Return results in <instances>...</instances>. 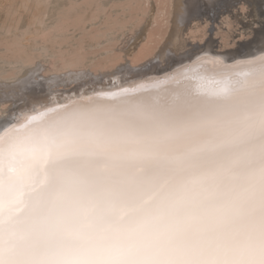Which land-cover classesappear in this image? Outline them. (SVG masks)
<instances>
[{"label":"bare ground","instance_id":"1","mask_svg":"<svg viewBox=\"0 0 264 264\" xmlns=\"http://www.w3.org/2000/svg\"><path fill=\"white\" fill-rule=\"evenodd\" d=\"M146 1L156 2L157 12L144 5L155 27L141 45L135 42L145 21L130 13L132 29L125 32L123 18L109 15L96 46L86 50L78 39L63 50L57 46L67 27L78 23L59 17L51 25L37 21L42 32H25L35 44L31 57L9 46L10 55H0V76L17 80L0 83V102L15 104L0 107V264H142L174 217L231 201L245 188L264 193V0H216L206 15L201 8L213 0H183L169 41L174 48L145 59L166 15L161 3ZM241 3L251 4V15ZM248 33L259 34L255 50L235 46ZM201 51L187 62L185 53ZM123 57L127 64L103 71ZM36 60L49 76L27 70ZM118 70L133 82L137 72L148 73L139 82H179L114 97L91 89L108 87ZM222 79L231 80L227 94L215 88ZM41 90L58 95L45 100Z\"/></svg>","mask_w":264,"mask_h":264},{"label":"rangeland","instance_id":"2","mask_svg":"<svg viewBox=\"0 0 264 264\" xmlns=\"http://www.w3.org/2000/svg\"><path fill=\"white\" fill-rule=\"evenodd\" d=\"M156 1L157 3L158 2L161 3V10L166 9V15L162 17L163 19L161 18L162 19L161 26H160L161 28L160 29L157 28L154 31H152V34H153L151 36L152 43L149 48V54L145 56V59L146 57L150 58V56L157 55L158 52L163 47L174 48L172 44L169 45L170 44L169 41L172 39V37L175 34L174 29H175L177 14L181 10V4L183 5V0H174L175 4H172V2L169 0H161V2L159 0H156ZM228 1L229 0H223L222 3L228 6V3H227ZM136 2L137 4L135 5ZM212 3L213 4L209 5V7L204 6L203 8H201L202 12L205 15L208 13L214 12L215 8L219 6L216 0H213ZM145 4H146L147 12H150L152 16L154 15V13L156 14L157 12L156 2H152L150 3L151 5L150 4L148 5L146 0H0V55H10L8 52L5 51V46H9L12 48H17L18 52H20L24 56L31 57L33 55V48H34L33 46L35 44H33L32 39L27 40L24 38L25 32H30L33 30H35L36 32H42L41 31L42 27L39 25L38 26L36 25L38 24L36 23L37 21H39L40 19H44L47 25H51L59 17L64 18L67 21H68V18L73 17V18H76L75 19L77 20L76 23L79 24V22H82L80 23L81 29L78 28L79 27L78 24H76L77 26L75 25L76 27L73 25L72 26L69 25L67 27L68 29L66 33L69 37L66 36L67 37L66 39L68 42L65 41L66 39L64 40V38L63 40L58 37H57L58 38L57 40L54 39V41L62 40L63 44L61 43V45H58V43H55V42L54 43L56 46L58 45L57 47L61 46L63 50H66L70 47H74L73 46L74 44L77 46L76 43H78L80 39L85 40L86 50H89V47L96 46L97 43L93 39L97 35L98 30L103 33L105 29L103 28L104 26L101 25L102 23L100 22H102L105 19V17L109 15H112L115 18L116 17L123 18V21L125 22V25H126V27L123 28L125 32L129 29H132V26L134 24L132 23L133 20L130 19L129 17L130 13L133 14V18L135 21L136 20H141V22L145 21V23H140L141 24L140 26L143 28L139 34L140 35L139 39H137L136 40L137 42H135L136 46L141 45V43L146 40L145 30L147 29L148 31V28L150 29V28L155 27L154 24L148 25L147 23V21H149L150 18H149V14H147L144 11ZM213 5H216V7L214 8ZM122 6H126L127 10L122 11L121 10ZM241 7L243 11L249 10L247 3H241ZM70 8L76 9V12L77 11L78 12L77 13L75 12V15L69 14L68 13L69 11L67 10ZM77 9H79L80 11ZM65 14H69V15H65ZM59 15H63V16H59ZM94 16L96 18H92ZM215 16L217 17L218 15L215 14ZM78 19H81V21L80 20L78 21ZM66 23L67 22L64 20L65 25ZM232 26L235 27V24L232 23ZM118 35L121 36V30L115 31L114 36H118ZM169 35L171 37H169ZM258 36H259L258 33H248V34H243L241 36L239 35L235 42L236 44L235 46L238 45V41H239V42H243L246 45H249L250 49L248 50H255V47H254L255 42L253 41V39H256ZM106 39H107L106 36H102L99 38V41L101 43H106ZM175 40H176L175 44H178L179 39L176 38ZM20 42H22V44L27 47H23V45ZM71 42H72V46L70 45ZM92 43H93V46L91 45ZM215 45H217V43H215ZM39 46H42V44L40 43ZM239 50L243 51L244 48H239ZM100 51H104V50L88 52L87 54L93 57V56L99 55ZM126 59L127 57H123L122 59H120L121 61L119 60L115 61L117 63L114 66L110 68H105L103 71L113 72V70L117 69L120 64H123V62H125L124 64H127L126 62H128V59L127 60ZM27 70L35 71V73H38L40 76L50 75L46 72L45 69L42 68V63L39 60L32 62V66L29 67ZM2 71L3 70L0 69V72ZM28 71L27 73L29 74ZM98 73H99V70H98ZM15 81L17 80H14V81L11 80L9 83V80H5L4 77L0 76V83L3 88L6 86V84L4 83H7V85L8 84L10 85L12 84V82H15ZM1 85H0V95L2 94ZM20 103L21 101H19V104ZM14 106L15 104L11 103L10 101L0 102V107L11 108ZM15 116H17V114Z\"/></svg>","mask_w":264,"mask_h":264},{"label":"clouds","instance_id":"3","mask_svg":"<svg viewBox=\"0 0 264 264\" xmlns=\"http://www.w3.org/2000/svg\"><path fill=\"white\" fill-rule=\"evenodd\" d=\"M153 246L142 264H264V193L245 188L231 201L178 215Z\"/></svg>","mask_w":264,"mask_h":264},{"label":"snow or ice","instance_id":"4","mask_svg":"<svg viewBox=\"0 0 264 264\" xmlns=\"http://www.w3.org/2000/svg\"><path fill=\"white\" fill-rule=\"evenodd\" d=\"M233 7H237L238 5L233 4ZM213 7L215 8L216 5H213ZM248 8H249V12L248 14L251 15V4L248 3ZM257 21L253 20V23H256ZM260 26L262 29H264V11H262L260 13ZM262 52H264V48L261 49ZM204 52L201 51L200 53H185L184 55L187 56V62H191L194 58H196L199 55H203ZM213 55H219L216 53H212ZM174 59V57L172 58ZM164 73H157V77H159L160 75H163ZM129 75L128 73H124L122 71H119L117 73L113 74V79L109 80V86L105 87L102 83L100 85H96L94 87H92L91 89L93 91H96L97 89H99V95L101 96H121V95H125L128 93H132V92H136L139 90H142L144 88H148V87H152V86H156L158 84H162V83H169V82H179V77L178 76H169L167 79H160L157 78L155 80H152L151 82H139L142 80L147 79L148 73H136V82L130 81L129 80ZM222 75L224 76H229L230 74L228 73L227 70L223 71ZM116 77H119V83L116 82ZM216 89H218L219 91H221L224 94H227L231 91L232 89V83L231 80L229 79H222L220 81H218L217 85L215 86ZM84 89L81 88V91H83ZM75 91V90H74ZM42 95V99L45 100H51L53 98V96H57L58 94H47V93H43V90H41Z\"/></svg>","mask_w":264,"mask_h":264}]
</instances>
